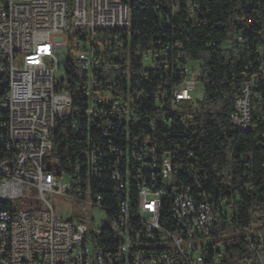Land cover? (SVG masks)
I'll list each match as a JSON object with an SVG mask.
<instances>
[{
    "label": "built area",
    "instance_id": "obj_1",
    "mask_svg": "<svg viewBox=\"0 0 264 264\" xmlns=\"http://www.w3.org/2000/svg\"><path fill=\"white\" fill-rule=\"evenodd\" d=\"M185 3L190 17L199 13L197 1ZM178 4L172 0L171 14ZM258 24L264 29V20ZM131 35L122 0H0V206L9 207L0 211V264H232L214 236L218 218L252 262L264 264V233L252 222L234 226L241 212L232 200L213 202L200 188L190 142L164 149L152 138L170 128L179 105L194 102L202 68L170 67L165 53L180 48L175 41L165 51H132ZM250 100L248 85L229 115L236 131L249 129ZM60 127L84 145L62 167L54 151ZM181 172L188 185L172 186ZM107 181L119 197L110 217L100 193ZM31 190L36 202L15 209ZM56 198L104 212L111 226L88 231L63 220ZM247 263L243 254L238 264Z\"/></svg>",
    "mask_w": 264,
    "mask_h": 264
},
{
    "label": "trees",
    "instance_id": "obj_2",
    "mask_svg": "<svg viewBox=\"0 0 264 264\" xmlns=\"http://www.w3.org/2000/svg\"><path fill=\"white\" fill-rule=\"evenodd\" d=\"M122 1L129 6L132 51L136 48L165 51L166 45L175 41L180 48L165 53L168 65L198 64L202 68L201 100L179 105L170 128L161 127L152 138L164 149L171 148L178 140L189 141L187 151L191 159L188 164L199 172L200 188L213 202L224 197L232 200L230 204L241 212L234 226L241 228L252 222L264 233V29L258 24L264 20V0H191L200 4L199 13L191 17L185 8L186 0H179L173 14L172 0ZM238 36L241 37L239 42L235 40ZM225 43L229 47H224ZM133 65L140 66L138 62ZM66 73L68 90L72 91L75 79L71 66ZM158 80L151 77L155 83ZM169 80L168 77L167 82ZM248 85L251 122L247 131L239 132L234 129L229 115L235 100ZM169 131L171 134L163 140L162 132ZM54 142L61 167L66 157L72 158L84 146L73 143L69 133L61 127L54 135ZM185 173L181 172L178 182L172 186L188 185ZM109 189L107 181L100 192L108 217L119 201ZM132 196H136L135 192ZM7 209L6 205L0 206V211ZM169 209L170 192H167L161 204L164 222L169 220ZM221 221L222 218L217 219L214 236L223 241L232 264H238L243 254L247 264H254L238 239L225 238L231 235V230L228 226L222 227ZM230 250L232 253H228Z\"/></svg>",
    "mask_w": 264,
    "mask_h": 264
},
{
    "label": "rangeland",
    "instance_id": "obj_3",
    "mask_svg": "<svg viewBox=\"0 0 264 264\" xmlns=\"http://www.w3.org/2000/svg\"><path fill=\"white\" fill-rule=\"evenodd\" d=\"M224 47H229L228 43L224 44ZM56 79L64 77L63 68L56 73ZM194 102L201 100L202 91L201 88L193 94ZM68 177L66 175L62 176V180L67 182ZM37 193L34 190L30 192V198L26 201L21 202L19 199L14 200L16 205L15 209L23 210L29 208L30 204L35 203ZM53 209L55 213L63 220H72L73 222H82L88 231H96L98 228H103L105 226H111V221L106 217L105 213L95 209L90 208L82 209L77 206L76 203L67 202L64 199L56 198L53 200ZM230 234H227L225 238H229Z\"/></svg>",
    "mask_w": 264,
    "mask_h": 264
},
{
    "label": "water",
    "instance_id": "obj_4",
    "mask_svg": "<svg viewBox=\"0 0 264 264\" xmlns=\"http://www.w3.org/2000/svg\"><path fill=\"white\" fill-rule=\"evenodd\" d=\"M47 170H48V171L50 170V167H49V166H47Z\"/></svg>",
    "mask_w": 264,
    "mask_h": 264
}]
</instances>
